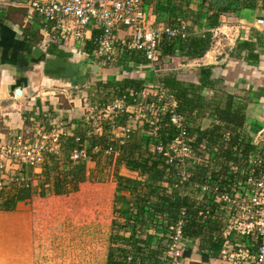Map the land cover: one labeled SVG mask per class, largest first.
<instances>
[{
	"label": "trees",
	"instance_id": "obj_1",
	"mask_svg": "<svg viewBox=\"0 0 264 264\" xmlns=\"http://www.w3.org/2000/svg\"><path fill=\"white\" fill-rule=\"evenodd\" d=\"M143 1L150 2L151 0ZM187 1L166 0L163 2L157 0L159 5L162 4L159 10L157 8V12L155 11L158 13V20L161 19L167 25L175 24L177 26L180 22L179 17L183 19L190 17L191 22L196 23L203 17L202 15H205L208 22L207 28H213L218 25L221 15L241 9H264V0H202V6L208 4L206 6L207 13L204 14L202 7L195 12L188 10ZM220 1L223 2V6L218 5ZM211 10L213 11L211 12ZM168 16L170 17L168 18ZM211 38V33L206 31L201 36H191L184 40L177 39L169 43L163 42L161 48L171 55H174L175 51H180L182 56L189 60L199 59L211 47ZM254 49L255 46L252 42L239 40L235 47V53L245 52L246 61L248 59L256 61L257 56ZM121 60L120 64L123 65L128 62L139 65L140 63L148 64L138 52L125 53ZM152 69L156 71L157 76L155 77L156 85L154 89L150 88V93L144 80L129 78L118 81L113 79L96 84L100 90L97 93V98L101 96L99 99L101 103L103 102L102 105L105 104L104 102L122 98L126 104H133L135 94H139V101L146 107L145 112L148 116L147 105L154 101V98L151 97L153 92H157L159 89L167 90L176 103L175 112L177 115L183 116L187 123L188 135L193 138L194 156L200 158L208 156L211 163L219 164L221 166L220 175L225 181L230 177L227 176V172L231 165L236 163L242 165L247 154L261 151L257 146H252L244 137L246 123L244 112L248 96L214 95L220 80L213 79L208 73H199L197 83H186L178 80L173 72L161 74L156 64L152 65ZM142 92L147 93L144 94V98L140 97ZM206 92H212V98L207 99ZM204 118H209L211 125L206 129H201L197 121ZM104 126L100 137L87 138L89 157L91 150L95 146H99L98 168L102 156L105 160L109 158L105 156V150L111 148L113 151L111 154L118 152L114 167L118 169L122 166L130 172H136L140 177L139 181H135L116 176L118 190H125L128 194H126V200H123L122 207L124 209L118 208L113 211L115 218L112 222L107 264H161L168 248L167 227L180 220L183 208L185 209L183 242L186 240L201 241L199 247L203 263L208 262L209 259L217 258L223 243L217 224L210 219L198 218V214L206 206L198 204L190 196L178 194V191L181 192L183 188L188 187L187 184L175 188V185L178 184L176 164L167 163L166 158L155 150L158 146L166 147L176 135L175 128L170 125L168 113L161 116L159 129L156 132L151 130L148 123L143 122L138 128L146 135L130 134L129 139L118 146L109 141L108 132L112 126L109 124L107 126L104 124ZM153 132L156 133V136ZM134 133H139V131L134 129ZM225 134H229V142L224 141ZM78 138L81 144L85 140L82 135ZM75 145H78L75 143V137L66 141L63 158L46 154L41 174L34 177L29 172L28 187L0 192V201L3 202L0 207L5 211L13 210L18 201L28 199L36 193L37 185L41 195H45L46 189L54 195H66L77 191L81 184L92 177L87 175L85 161L74 163L69 159V154ZM111 161L112 158L108 161L109 165H111ZM193 168V171L197 170L202 177L197 179V175L194 173L193 180L195 182L203 180L205 178L202 174L204 169L196 163L193 164ZM37 178L39 181L35 186L33 180ZM208 207L212 210L211 205L208 204ZM212 231H215L214 235H212ZM187 256H189V251L185 250L182 258L185 259Z\"/></svg>",
	"mask_w": 264,
	"mask_h": 264
},
{
	"label": "crops",
	"instance_id": "obj_2",
	"mask_svg": "<svg viewBox=\"0 0 264 264\" xmlns=\"http://www.w3.org/2000/svg\"><path fill=\"white\" fill-rule=\"evenodd\" d=\"M160 1L164 2L166 0ZM141 2L150 21L154 25L158 27L170 26L162 22L161 19L158 20L156 9L158 8L159 10L162 4L159 5L157 0H151L150 2L141 0ZM187 2L188 10L195 12L202 7V12L204 14L207 13L206 6L208 4L202 6V0H188ZM218 5L223 6V2L220 1ZM202 16L196 23L191 22L190 17L188 19L179 17L178 20L180 22L178 25L187 27L185 30H187L188 37L201 36L204 32L209 31L212 35L211 40L218 29L226 37L227 33H230L233 29L234 33L232 36L234 37L233 40H230L232 44L229 46L228 52L223 51V48L218 45V41L215 43L219 47H214L211 44V49L201 58L189 60L183 57L180 51H175V54L171 55L160 47L159 60L166 59L170 65L171 63L174 64L176 68H171L168 71L175 73L177 79L180 81L197 83V77L192 81L182 79L184 76L181 68L194 63L199 73H208L213 79H219L220 83L218 85L225 87V91L228 94L248 96L244 112L246 117L244 137L250 143L253 142L254 145L252 146H257L261 150L259 153L264 156V24L257 23V20L260 19L264 21V9H241L221 15L218 19V25L213 28H207L208 22L204 17L205 15ZM227 18L234 19L235 25L229 27L223 25L224 19ZM41 28L42 19L31 13L21 0H0L1 142L10 141L13 135L17 133L25 136L30 135L37 125H47L46 130H50V120L45 117L49 116V113L43 115L42 112L49 109V106L44 101L58 100V98H54L58 95L64 96L66 99L70 96H76V93L88 82L91 73L94 76H105L98 80L94 79L97 83L113 79L119 81L134 78L144 80L148 92L150 88L154 89L156 85L155 77L157 75L156 71L152 69V65H143L142 63L140 65L132 64V62L123 65L120 64L122 62L120 58L113 66H117V68L107 69L97 57L95 46L92 42L87 40L84 42L69 40L62 45L50 44L43 39ZM124 35V33H119L120 37ZM239 40H246L254 44V52L257 56L256 61L249 59L246 61L245 52L240 54L235 53V47ZM175 60H179V62L175 63ZM155 64L157 65L158 62ZM126 66L133 69L129 72V77L125 76L127 72L123 71L127 68ZM17 89L21 92L20 96H16L15 94ZM85 89L84 92H88L89 97L93 96L94 93L100 92L97 86L93 88L88 85ZM142 94L146 95L147 93L142 92ZM70 108L72 107L70 106ZM90 108H97V106L93 107L91 105ZM57 111L62 113L64 120L65 117H68L64 113H70V109L64 110L59 107ZM72 111H74V114L77 112L75 109H71ZM72 124L73 127L75 124L78 126L79 123L77 120H74ZM121 124H124V119L121 120ZM197 124L200 125L201 129H206L210 127L211 120L207 118L200 119L197 121ZM77 131L79 130H76L74 133H77ZM212 165L215 168H221L219 164L213 163ZM79 192H76L75 196L72 195L73 193H70L58 195L54 198H56V201H71L77 197L80 198L82 193ZM190 194L187 193L186 196L192 197L198 204L207 202L193 192L192 196ZM30 201L27 199L18 201L13 210L5 211L0 207V264H45L42 260L48 248L52 249V252L56 256L62 252L71 253L70 260L73 264L74 262L78 263L79 258H81V252L87 254L94 253V237H92L93 242L90 240L92 229H89L86 235L85 232L79 231V225L75 223L73 226L77 230L73 234H69L66 230L61 235L56 234L54 236V233L51 231L43 230L40 227L41 222L46 220L43 218L63 221V214L60 215L57 212H49L46 209H38L36 207H34L35 209L33 207L30 208L28 205ZM98 201L100 202L99 199ZM2 203L0 201V206ZM62 203L68 205L70 202ZM86 203L88 204V211L93 210L94 213V194L86 200ZM71 209V212H66V215L69 214L68 219L74 218L77 222L80 215L78 208H76L77 210H73V207ZM217 228L221 236L220 225ZM214 234L215 231H212V235ZM58 236H61L62 240L57 239ZM81 243L85 248L87 245V248L83 249ZM200 243L201 241L199 242L198 240L185 241V250L189 251V256L182 260L185 262L184 264H216V262L229 264L222 262L218 257L209 259L208 262L203 263L197 255L198 260H194L193 253L195 250L193 246ZM108 250L105 258L106 264ZM86 263L88 264L89 260H86Z\"/></svg>",
	"mask_w": 264,
	"mask_h": 264
},
{
	"label": "built area",
	"instance_id": "obj_3",
	"mask_svg": "<svg viewBox=\"0 0 264 264\" xmlns=\"http://www.w3.org/2000/svg\"><path fill=\"white\" fill-rule=\"evenodd\" d=\"M21 2L42 19L41 35L47 43L62 45L69 40L90 41L103 66L116 64L117 53L123 56L129 52L141 53L149 65H154L159 61V49L163 42L188 37L182 25H154L141 0ZM257 23L264 24V21L260 19ZM119 33L125 35L120 37ZM135 95L133 104H126L124 98L114 100L104 107L98 119L115 128L120 119L126 123L133 120L134 125L140 120H148L147 123L156 132L161 116L167 112L176 135L166 147L158 146L155 150L166 158L167 163L176 164L178 184L175 188L187 184L186 188L193 189L196 195H201L200 198L212 206V210L206 206L200 211L198 218L210 219L217 226L220 225L223 238L220 259L229 264H264V156L260 151L247 154L242 165H231L227 172L230 177L225 181L220 169L212 165L208 156H194L193 138L188 135L187 123L183 116L175 112L176 103L167 90L159 89L152 94L154 101L147 105L148 116L146 107L139 101V94ZM140 97L144 98L145 95L141 94ZM91 120H94L92 116ZM100 121L96 131L101 136L103 129ZM119 127L123 128L125 135L132 129L129 125L119 124ZM62 136L63 131L58 125L52 126L50 130H46L44 125H37L28 136L17 133L10 141L0 143V192L28 187L29 172L34 177L41 174L44 156L61 154ZM75 141L79 145L80 139L76 138ZM224 141L229 142V134L224 135ZM250 144L254 145L253 142ZM94 151L98 149L94 148ZM112 152L111 148L105 150L107 155ZM88 157L85 150L76 148L69 158L75 163ZM194 163L204 169L202 174L205 178L200 182L193 180L191 166ZM180 216L178 222L167 227L168 248L161 264H179L183 259L184 208ZM223 219L225 223H222Z\"/></svg>",
	"mask_w": 264,
	"mask_h": 264
},
{
	"label": "rangeland",
	"instance_id": "obj_4",
	"mask_svg": "<svg viewBox=\"0 0 264 264\" xmlns=\"http://www.w3.org/2000/svg\"><path fill=\"white\" fill-rule=\"evenodd\" d=\"M234 22H235L234 19H232V18L228 19L227 18V19H224V22L222 24L227 25L229 27V26L235 25ZM183 27L187 29L186 26H183ZM227 32H229V31H227ZM233 33H234V31L232 29L230 31V33H227V37H226L225 35H222V33L220 32V29H218L216 31V33L214 34L213 39L211 40V44H213V46L216 47L217 45L215 42L219 41L218 45L223 48L224 52H228L229 46H231V44H232L230 40H233V37H234V36H232ZM219 46H217V47H219ZM209 49H211V47ZM115 58H116V60H118V59L120 60V58H122V56L120 55V53H117L115 55ZM177 62H179V60H175V63H177ZM114 65L106 66V67H107V69L117 68V66L113 67ZM156 67L161 71L160 72L161 74H163L165 72H170L168 70L171 68H176V67H174V64L171 63V65H170L166 59H163L162 61L160 59L158 61V64L156 65ZM179 67H177V68L179 69ZM196 69H197V67L195 66L194 63H191L190 66H185V67L181 68L182 74L184 76V77H182V79L188 80V81L194 80L195 77H197V79H198L199 78V76H198L199 72H198V69L197 70ZM132 70L133 69L131 67L125 68L123 70L124 72H127L125 76L129 77V74H130L129 72H131ZM178 71H180V70H178ZM102 74H103V72H102ZM102 77H105V76L102 75ZM102 77L101 76L100 77L94 76L91 73V75L88 79V82L86 81L88 84L85 83V86L84 87L82 86V88L79 90V92L76 93V96L75 95L70 96L68 99H66L64 96L58 95L57 97H54V98H58V100L52 99V100L44 101L45 104H47V106H49V109H46V111H42L43 115H46L49 113V116H45L46 118H48L50 120V124L48 123L49 128H52V126H54V125H58V126H60V128L63 131V136L61 139L62 151H61V154L59 156H56V158H63V156H64V143H66V141L68 139H70L71 137H77L78 138L81 135L83 136V138L85 139L84 142L82 144L79 142V145H75L73 150H75L76 148H81V149L85 150L87 152V154L89 151V144L87 142V140H88L87 138L92 137V136H95L97 138L100 137L99 131H96L97 125L100 121L98 118L101 117L100 112L103 109H105L104 108L105 106L112 104L113 101L111 102V100H110L107 103L104 102L105 104L102 105L103 102L101 103V101L99 99L101 96H99L97 98V94L94 93L93 96L89 97L88 92H84V90H86L85 88L88 85L90 87L94 88V86H96L95 84L97 83V81H94V79L98 80L99 78H102ZM117 78H119V77H117ZM81 90H82V92H80ZM91 92H92V90H91ZM154 93H155V91L153 92V94ZM221 94H228V93L225 91V87L218 85L216 91H214V95L220 96ZM205 96L207 97V99L212 98L213 93L208 92L207 94H205ZM70 100H72V101H70ZM91 105L93 107L97 106V108L96 109L90 108ZM54 106H55V109H54ZM70 106L72 108H70ZM58 107L62 108L64 110L70 109V113H64V114L68 115V117H65L66 121L64 120L62 113L57 111ZM50 108H52V109H50ZM71 109H75L77 112L74 114V111L71 112ZM91 109H93V110H91ZM128 110L130 112L132 111V109H128ZM44 112H45V114H44ZM91 116L94 118V120H91ZM53 119H56V120H54L55 122L53 121ZM207 119H209V118H207ZM74 120H77V122L79 124H78V126H77V124H75V126L72 127V125H73L72 122H74ZM100 122L102 123L101 127L104 130V127H105L104 124L106 126L108 124L106 123V121H103V120H101ZM143 122L147 123L148 120L147 121H141L140 120L138 122V124L136 123L135 125H134L135 121H133V120H132V122H128V123H126L124 121V124H121V120H120L119 124L122 126H125V125L131 126V128H132L131 131L125 135L122 131L123 128L119 127V124H118L117 128H115L113 126V127H111V129L108 132L109 138H110L109 141L114 142L118 146V145H122V143H124L127 139H129L130 134H135V135H139V134L144 135L145 134L146 135L145 132H141L140 128H138L143 124ZM133 125H134V129H137L139 131V133H134V129L132 127ZM46 126H45V129H47ZM76 127H77V129H75ZM150 128H151V126H150ZM74 130L75 131L79 130V131H77V136H75L76 133H74L75 132ZM103 130H102V133H103ZM151 130H154V128H152ZM154 132H155V130H154ZM154 132H153V134H154ZM154 135L156 136V133ZM26 136H28V135H26ZM3 142L0 141V143H3ZM94 148H97L98 151L100 150L99 146H95ZM94 148L91 150L90 157L83 160L86 162L87 175H89V177L91 176L92 178L87 179V181L85 183L81 184L82 187L80 185L77 191L71 192V194L73 193L72 195L75 196L76 192L78 193V191H80L79 193H82L80 195V198L77 197L71 201L70 200L69 201H64V200L56 201V198H54V197H56L58 195L52 194L47 189L44 192L45 195H41L40 190L38 189V185H37L39 179L37 178V179L33 180L34 185L35 186L37 185L35 188L36 193L34 195H31L27 199V200H31L28 203L30 208L33 207V209H35L34 207H36L38 209H40V208L46 209L49 212L50 211L51 212H57L60 215L63 214V221H61L59 219L50 220L47 218H43L46 220H43L44 222H41L40 227L43 230L51 231L52 233H54V236L56 234L61 235V233L66 231V230L68 231L69 234H71V233L73 234L75 232V230H77V228L75 226H73L75 223H77L79 225V228H78L79 231L81 230V231L85 232L86 235H87V231L89 229H92V235L90 234V240H91V242H93L92 237H94V243H95V249L93 250L94 253L87 254V253L81 252L80 253L81 258H79L78 263L74 262V264H87L86 260H89L88 264H106L105 258H106V254H107V249H109L108 245L110 246V237L112 234V222L115 218L113 211H114V209H118V208L119 209L121 208V210L124 209V207H122L123 200L124 201L126 200V198H127L126 194H128V192H126L125 190L124 191L118 190V188H117L118 183L116 180V176H120L122 178L123 177L129 178V179L135 180V181H139V179H140L139 175L136 172H130L122 166L119 167L118 169L114 167L115 160L118 157V152H115V153L110 154V155L106 154L105 156L109 157L106 160H105L104 156H102L101 163H100V165L98 164V168H97V161H98L97 158L99 159V156L97 153L98 151L93 152ZM95 155H97V156H95ZM110 158H112L111 165L108 164V161L110 160ZM105 161H106V163H105ZM191 168L194 169L193 166H191ZM194 173H196L197 179L202 178V177H200L197 170L193 171V175H194ZM199 181H197V182H199ZM192 192L195 193V191L193 189L183 188L181 190V192L178 191V194L179 195L182 194V196H186L187 193H191L190 195L192 196ZM92 194H94V196H95L94 213H93V210H90V212L88 211V204L86 203V200L89 199L90 197H92ZM197 196L200 197L201 195L197 194ZM98 199L100 200V202L98 201ZM104 199H105V201H103ZM62 202H70V203L67 205V204H64ZM203 205L208 206V202L204 203ZM72 207H73V210L78 208V211L80 213V215L78 216L77 222L74 218L68 219L69 214L66 215V212H71ZM222 223H225V219H223ZM57 239L62 240V237L58 236ZM81 242H83V241H81ZM81 247L83 249H86L87 245L85 248L82 246V243H81ZM193 249L195 250L193 253L194 254V260H198V257H199V259H201V256H200L201 248L199 247V245L194 244ZM60 255H61V257H59ZM71 255H72L71 253L68 254V252H62V253L57 254V256H56V254L54 252H52V249L48 248L47 253L45 254L42 261L45 264H54V263L55 264H73V263H71V260H70ZM197 255H198V257H197ZM218 259H220L219 255H218ZM182 260L179 261V264L185 263ZM222 262H224V261H222ZM225 263H227V262H225ZM195 264H198V263H195ZM216 264H223V263L216 262Z\"/></svg>",
	"mask_w": 264,
	"mask_h": 264
},
{
	"label": "water",
	"instance_id": "obj_5",
	"mask_svg": "<svg viewBox=\"0 0 264 264\" xmlns=\"http://www.w3.org/2000/svg\"><path fill=\"white\" fill-rule=\"evenodd\" d=\"M15 94H16V96H20V95H21V92H20V90H19V89H17V90L15 91Z\"/></svg>",
	"mask_w": 264,
	"mask_h": 264
}]
</instances>
